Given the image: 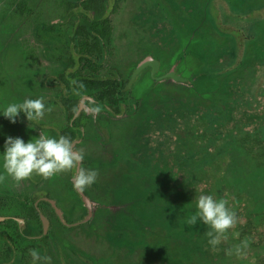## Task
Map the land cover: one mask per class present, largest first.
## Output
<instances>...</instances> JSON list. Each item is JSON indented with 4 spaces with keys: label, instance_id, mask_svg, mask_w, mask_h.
<instances>
[{
    "label": "rangeland",
    "instance_id": "rangeland-1",
    "mask_svg": "<svg viewBox=\"0 0 264 264\" xmlns=\"http://www.w3.org/2000/svg\"><path fill=\"white\" fill-rule=\"evenodd\" d=\"M110 15L101 77L118 72L126 83L147 56L158 69L148 65L137 75L120 114L86 103L77 150L82 166L97 171L86 188L93 218L65 226L44 205L50 234L32 251L17 243L18 264H264V247L226 254L249 242L239 226L213 250L204 224L187 223L195 197L216 199L225 166L242 175L256 155L247 124L264 123V0H120ZM65 17L59 0H0V106L42 98L47 109L38 123L22 113L16 123L0 116V151L7 136L56 137L66 124L63 86L49 81L66 65L73 22ZM72 176L16 181L0 167V197H10L1 214L22 217L24 195L48 193L69 222L83 219ZM246 184L253 195L264 193L261 183L239 182ZM3 231L12 232L0 225V251L10 241Z\"/></svg>",
    "mask_w": 264,
    "mask_h": 264
},
{
    "label": "trees",
    "instance_id": "trees-1",
    "mask_svg": "<svg viewBox=\"0 0 264 264\" xmlns=\"http://www.w3.org/2000/svg\"><path fill=\"white\" fill-rule=\"evenodd\" d=\"M59 2L73 21L72 41L78 55L77 57L70 55L68 58L73 70L64 71L56 78L59 84H63L60 101L68 120L58 132L57 138L65 136L73 141L81 137L79 119L74 120L73 125L70 124V120L82 96L91 95L101 105L106 104L117 113L122 110L123 87L120 81L116 77H94L101 67L105 48L111 42L113 26L110 13L117 11L120 0H111L110 11H107L106 0H59ZM257 121L258 119H253L247 124L249 128L247 134L252 138H248V141L254 146L256 155L248 160L242 175H237L236 169L233 170L230 164L228 169L225 166L226 176L220 180L221 189L216 199L226 200L227 206L237 215V224L230 231L238 230L239 226L241 235L249 240L247 244L251 247H264V193L262 196H255L247 184V187L243 188L239 185L242 179L256 182L257 185L261 183L260 191L264 192V123ZM227 176H230L231 181ZM32 210L34 211L33 207ZM202 229L201 234H206L210 230L208 227L205 228V225Z\"/></svg>",
    "mask_w": 264,
    "mask_h": 264
},
{
    "label": "clouds",
    "instance_id": "clouds-1",
    "mask_svg": "<svg viewBox=\"0 0 264 264\" xmlns=\"http://www.w3.org/2000/svg\"><path fill=\"white\" fill-rule=\"evenodd\" d=\"M42 98L25 99L23 102H10L0 106V116L16 123L21 113L29 122L38 123L46 111ZM73 141L65 136L50 137L39 135L37 139L25 142L21 137L7 136L3 151H0V167L16 181H22L33 174L49 178L63 172H73V188L83 191L97 180V171L82 166L84 156L73 148ZM196 212L187 223L198 221L210 230L206 233L208 244L213 250L228 239L229 231L237 224V215L224 199L201 194L195 197ZM247 241L226 250V254L238 257L245 255Z\"/></svg>",
    "mask_w": 264,
    "mask_h": 264
},
{
    "label": "flooded vegetation",
    "instance_id": "flooded-vegetation-1",
    "mask_svg": "<svg viewBox=\"0 0 264 264\" xmlns=\"http://www.w3.org/2000/svg\"><path fill=\"white\" fill-rule=\"evenodd\" d=\"M112 5V4H111ZM119 6V5H118ZM112 7V6H111ZM111 7L107 8V11H110ZM64 8V7H63ZM118 9V7H117ZM65 10V9H64ZM66 13V11H65ZM111 14V13H110ZM111 17V15H110ZM66 20H70V18L67 16V13H66V17H65ZM112 19V18H111ZM71 21V20H70ZM57 22V21H56ZM73 22V21H71ZM54 22H52L50 24V28L51 29H54L56 25H58L57 23H60L57 22L56 24H54ZM73 25V24H72ZM112 26H113V23H112ZM113 32V30H112ZM72 37H73V33H72V36L70 37V40L68 42V51H67V60H66V65H65V68L63 69V71H61L60 73L64 72V71H71L73 70V66L70 64V62L68 61L70 55H74L77 57L78 55V52L76 51L75 49V45H74V42L72 41ZM111 41H112V36H111ZM111 44V42H110ZM110 45H108L106 48H105V52H106V49L109 47ZM73 49V50H72ZM105 57V55H104ZM103 60L104 58L101 60V67L99 68V71L98 73H96V75H94L95 78H113V77H116L119 81H120V85L122 88V95H123V92L128 89L129 87H131V84L133 83V81L136 79V77L131 81L132 77L129 79L128 82L126 83H123V76L121 73H116L115 75L111 76V77H101L100 75V69L103 67ZM143 60V59H142ZM141 60V61H142ZM140 61V62H141ZM139 62V63H140ZM138 63V64H139ZM147 67V66H146ZM152 67V66H151ZM153 68V67H152ZM144 69V68H143ZM142 69V70H143ZM158 69V68H157ZM136 70V69H135ZM141 70V71H142ZM88 71V70H87ZM140 71V72H141ZM157 71V70H156ZM139 72V73H140ZM153 72H155L153 70ZM58 73L56 76H53L51 78H49V81L51 82H54L56 83L57 85L59 84L58 81H56V78L58 77V75L60 74ZM138 73V74H139ZM137 74V75H138ZM133 75V74H132ZM63 86V84H62ZM62 89L63 87L61 88V94H62ZM60 94V96H61ZM60 96H59V101L58 103L60 104V106L62 107L61 105V101H60ZM84 97H90L92 99H88L86 98L85 101H84V104L80 110V112L78 113V115H76L77 113V110L79 108V105L81 103V100L84 98ZM96 103L97 106L99 107H102V108H106L108 109L109 111L115 113V114H120L122 113L123 111V103H121V108L122 110L117 113L116 111H114L112 108H110L108 105L106 104H100L99 101L97 99H95L93 96L91 95H84L80 98L79 100V103H78V106H77V109H76V112L74 113L73 117L71 118L70 120V124L73 125L74 123V120L76 119H79L80 121V130H81V137L79 138H76L73 140V148L75 150H77V145L78 143L82 140V138L84 137V134H85V123L83 121V117L85 115V112L83 110L84 106L86 105V103ZM123 102V101H122ZM63 109V107H62ZM64 110V109H63ZM65 112V110H64ZM23 114V113H22ZM66 114V112H65ZM24 115V114H23ZM66 120H67V116H66ZM68 120L66 121V124H67ZM65 124V125H66ZM64 125V126H65ZM63 126V127H64ZM62 127V128H63ZM60 128L58 130V132L62 129ZM4 131L8 132V129H4ZM58 132L56 133V138H57V134ZM5 135V134H3ZM78 151V150H77ZM83 163V162H82ZM71 184H72V187H73V176L71 178ZM77 193V195L79 196V198L81 199V201L83 202V199H82V196L79 194V192L74 189ZM84 193L89 197L88 193H87V190L84 189L83 190ZM26 198H27V202L23 205V214H22V217H18V216H10V215H3L1 214L0 212V225H3L5 226L6 228L8 229H11L12 232H7V231H3V234L6 235V237L9 238L10 241H5L4 242V246L2 247L1 251H0V264H18V261L17 259L15 258L16 255L15 253L17 252L18 250V246H17V243H22L23 244V249H22V252H26L27 251H32L34 249L37 248L38 244L36 243V240H39V241H45L49 234H50V228H51V218L47 215V213L44 211V205H47L51 208V210L53 211V213L55 214V216L57 217V219L65 226H77V225H81V224H85V223H88L89 221L87 222H82L88 215V208L85 206L84 202V206L86 208V214L84 216L83 219L81 220H77V221H73V222H69L67 219H66V215H65V210L60 207V205L58 204V201L56 198H53L50 196V194L48 193H43V194H33L32 196L30 195H24ZM90 198V197H89ZM10 199V197L8 196H2L0 197V205H5V203L8 202V200ZM91 200V199H90ZM51 201H54V205L51 203ZM92 203V218H93V215H94V204L93 202L91 201ZM32 207L34 208V211L32 210ZM57 209L59 211H61V217L60 215L58 214L57 212ZM41 215L47 217V219L49 220V226H48V229H47V232L46 234H44V230H43V221L41 219ZM79 222V223H77ZM74 223H77V224H74ZM28 232V233H27ZM23 253L21 254V256L23 255ZM15 258V259H14Z\"/></svg>",
    "mask_w": 264,
    "mask_h": 264
},
{
    "label": "water",
    "instance_id": "water-1",
    "mask_svg": "<svg viewBox=\"0 0 264 264\" xmlns=\"http://www.w3.org/2000/svg\"><path fill=\"white\" fill-rule=\"evenodd\" d=\"M148 65H151L153 67V70L156 71L157 68H158V62L151 56H147L145 57L136 67V70L134 71L133 75H132V79L131 81L137 76V74L143 69L145 68L146 66ZM177 78V77H176ZM178 79V78H177ZM182 81V80H181ZM184 81V80H183ZM88 98V99H92L90 97H84L82 100H81V103L79 105V108L77 110V113L76 115H78V113L80 112L83 104H84V101L85 99ZM79 192V194L82 196V199H83V202L85 204V206L88 208V215L87 217L82 221V222H87L89 221L90 219H92V203H91V200L90 198L84 193V191H80V190H77ZM51 203L54 205V201H51ZM57 212L58 214L60 215L61 217V211H59L57 209ZM41 219L43 221V232L44 234H46L47 232V229H48V226H49V220L47 219V217L41 215ZM79 223V222H77ZM77 223H74V224H77Z\"/></svg>",
    "mask_w": 264,
    "mask_h": 264
}]
</instances>
